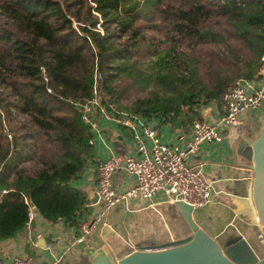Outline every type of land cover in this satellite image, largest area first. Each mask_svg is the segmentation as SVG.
I'll use <instances>...</instances> for the list:
<instances>
[{
  "label": "trees",
  "instance_id": "1",
  "mask_svg": "<svg viewBox=\"0 0 264 264\" xmlns=\"http://www.w3.org/2000/svg\"><path fill=\"white\" fill-rule=\"evenodd\" d=\"M119 2L0 0V242L25 230L31 203L69 229L86 220L70 181L91 162L92 131L75 101L189 129L260 66L264 0H136L125 14ZM154 14L163 39L139 23ZM130 89L145 94L125 105Z\"/></svg>",
  "mask_w": 264,
  "mask_h": 264
},
{
  "label": "crops",
  "instance_id": "2",
  "mask_svg": "<svg viewBox=\"0 0 264 264\" xmlns=\"http://www.w3.org/2000/svg\"><path fill=\"white\" fill-rule=\"evenodd\" d=\"M223 113V106L209 103L201 109L203 121L215 123ZM97 131L92 133V159L84 172L70 181V185L86 193L88 214L86 222L100 215L90 236L77 242L78 229H69L63 221H47L38 211L25 230L15 238L0 242V260L12 257H30L35 264H46L63 258L69 264H116L127 254L143 247L157 246L186 239L192 235L176 203L162 192L153 201L143 198L120 200L104 212L97 200L98 165L107 159L110 151L121 156L132 154V130L102 114L96 113ZM156 130L160 141L183 144L181 135L189 129L173 128L156 118L146 119ZM264 124V105L256 111L244 113L236 126L221 131L223 140L203 143L189 158L192 166L200 168L210 184L211 200L200 209H193L192 218L197 226L216 240L233 261L252 263L264 259V226L255 221L250 203L254 174L252 163L240 155L238 146L254 140ZM118 194L135 185L136 178L122 171L112 176Z\"/></svg>",
  "mask_w": 264,
  "mask_h": 264
},
{
  "label": "built area",
  "instance_id": "3",
  "mask_svg": "<svg viewBox=\"0 0 264 264\" xmlns=\"http://www.w3.org/2000/svg\"><path fill=\"white\" fill-rule=\"evenodd\" d=\"M100 75L95 73V87ZM223 113L215 123L195 120L190 131L181 135L183 144H168L160 141L156 130L139 114L118 112L110 114L100 109V114L117 124L128 125L132 130V154L119 155L110 151L109 156L98 165L96 193L104 212L120 200L140 197L153 201L160 192L172 203L182 201L193 209H200L211 200L210 184L204 178L200 168L192 166L189 158L203 143H218L223 140L221 131L236 126L240 117L248 111H256L264 105V55L261 57L257 72L250 78H237L227 87L221 96ZM81 120L92 131H97L95 106L100 105L97 97L75 101ZM10 137V136H9ZM93 142V141H92ZM122 171L136 178L135 185L118 194L113 187L112 176ZM6 190H0V196ZM34 210H28L26 226L33 219ZM96 215L93 222H86L80 227L77 242L85 241L101 219ZM256 223L260 224L258 216ZM0 264H35L30 257H12L0 260ZM46 264H69L63 258H56Z\"/></svg>",
  "mask_w": 264,
  "mask_h": 264
},
{
  "label": "water",
  "instance_id": "4",
  "mask_svg": "<svg viewBox=\"0 0 264 264\" xmlns=\"http://www.w3.org/2000/svg\"><path fill=\"white\" fill-rule=\"evenodd\" d=\"M237 152L252 163L254 179L250 203L255 216H258L260 224L264 226V124L259 135L250 142H242ZM91 200L93 203L98 200L96 192ZM176 205L192 235L162 245L139 248L118 260L116 264H247L231 260L216 240L197 226L192 218L193 208L190 205L182 201H177ZM31 207L37 211L34 204L31 203ZM92 264L98 263L95 261ZM249 264H264V259Z\"/></svg>",
  "mask_w": 264,
  "mask_h": 264
},
{
  "label": "rangeland",
  "instance_id": "5",
  "mask_svg": "<svg viewBox=\"0 0 264 264\" xmlns=\"http://www.w3.org/2000/svg\"><path fill=\"white\" fill-rule=\"evenodd\" d=\"M119 1H120L119 12L121 14H125L126 12H128L129 9L133 8L136 2V0H119ZM175 4H177V2ZM139 23L140 25L143 26V29L147 37L155 36L157 38L163 39L162 30H160L161 29L160 18L158 17L157 14L151 15L145 21H141ZM152 25H154V27L158 26V29L153 30L151 28ZM142 61H146V59L144 58L142 59ZM144 94H145L144 91L138 89H130V91H126V93L124 94L125 97L127 98V100L124 101L125 105H128L135 98H138L139 96H143Z\"/></svg>",
  "mask_w": 264,
  "mask_h": 264
}]
</instances>
